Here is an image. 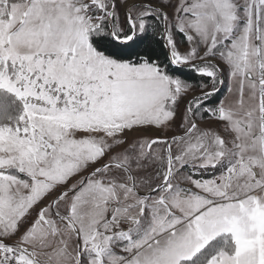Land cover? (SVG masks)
I'll return each mask as SVG.
<instances>
[{
	"label": "snow or ice",
	"instance_id": "6c2138e0",
	"mask_svg": "<svg viewBox=\"0 0 264 264\" xmlns=\"http://www.w3.org/2000/svg\"><path fill=\"white\" fill-rule=\"evenodd\" d=\"M0 264H264V0H0Z\"/></svg>",
	"mask_w": 264,
	"mask_h": 264
}]
</instances>
